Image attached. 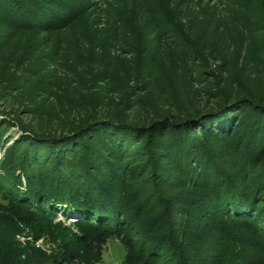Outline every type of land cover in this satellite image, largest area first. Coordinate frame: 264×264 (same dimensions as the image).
<instances>
[{
	"label": "trees",
	"instance_id": "obj_1",
	"mask_svg": "<svg viewBox=\"0 0 264 264\" xmlns=\"http://www.w3.org/2000/svg\"><path fill=\"white\" fill-rule=\"evenodd\" d=\"M248 1L156 0L145 24L104 14L50 45L91 0H0V264H97L113 239L123 264H264V41L229 52L230 8ZM180 216L205 249L174 245Z\"/></svg>",
	"mask_w": 264,
	"mask_h": 264
},
{
	"label": "rangeland",
	"instance_id": "obj_2",
	"mask_svg": "<svg viewBox=\"0 0 264 264\" xmlns=\"http://www.w3.org/2000/svg\"><path fill=\"white\" fill-rule=\"evenodd\" d=\"M210 1H214V3H216L219 0H210ZM156 2V0H91L92 5H94V7H91V9H89V11L82 17L81 20L79 21H73L71 28L68 30H61L58 32H53L51 35V39H50V45H54L56 43L59 42V39L62 38L63 40L64 37H66L67 35H72L74 33V31H76L78 33V29L84 28V27H90L92 26L93 29L97 27V25L101 28V24L106 23L107 22V17L105 18L104 14H107L108 19H110L112 17H117L119 15V13L126 11L127 13L130 12L131 14L134 13V15H136V20L138 22H141L143 24L148 22V18L152 17V12H151V7L153 6V4ZM217 4V3H216ZM221 4V3H219ZM223 6L222 5H218V9H222ZM262 9H264V0H249L247 2V8L246 9H241L237 6L230 8V11L233 12V19L238 22L239 24H234L232 23L230 20L229 22L231 23L233 27V31L237 30L239 33H237V31H235V34L232 33V36L229 38L230 39V49L229 52L232 53L233 55L239 52V50L241 48H246L247 45L250 46V49H252L253 51L256 50L258 51L259 47H261L263 45V41H264V16L262 15ZM131 16V15H130ZM232 19V18H231ZM232 19V20H233ZM233 20V21H234ZM70 24V23H69ZM75 28V30H73ZM262 28V30H261ZM150 30H152V26L149 27ZM151 35H158L159 33L153 31L152 33H149ZM42 36V35H41ZM43 37V36H42ZM137 39V38H136ZM141 42V41H140ZM136 43L138 42V39L136 40ZM52 47L50 46L47 50H45V52L49 53V50ZM123 49V47H122ZM145 48H143V46L139 47L140 52H142ZM115 54H117L120 58L122 59H128V58H133V57H129L128 55H124L123 52H115ZM243 56V55H241ZM257 58V56H256ZM258 58L260 60H264V51L262 52L261 55L258 56ZM51 63H48V65L50 66L47 71L51 72L53 67H54V63H52V61H50ZM232 62V61H231ZM264 62V61H263ZM247 68V67H244ZM255 72H256V76L255 77H260L261 75L264 74V63L259 64L258 66L255 67ZM252 79H254L257 82H261L258 81L260 79H262V77L255 79L254 76L252 77ZM193 81V86L195 88H197L196 83L194 84ZM248 82V81H247ZM9 85L13 84V83H7ZM139 84H142V82H130V87L131 89H133V92L135 91V87H137ZM100 87H105L104 84H101ZM12 88V87H11ZM46 90L49 89H45V92H48ZM12 93V90L10 91ZM12 95L16 96L14 93H12ZM144 93L139 92V89H137L129 98L126 99L127 103H134L137 104L136 109H134L132 115L136 118V120L139 123H145L146 118L149 117L152 114L151 109H149V111L145 110L142 106H143V102L145 101V97L143 96ZM206 95V94H205ZM53 96L52 91L49 92V94H44V92L42 93V95L40 93H38V95L36 96L37 98L40 97L37 101L41 102V101H46L49 103H54V99L51 97ZM134 96V97H132ZM203 98H206L204 95L202 96ZM149 100H152L151 98L148 97ZM6 102L5 100H1L0 101V108L1 111L6 109V104L3 103ZM213 101V99H212ZM205 105L201 106L202 108ZM211 106L208 109H205L206 111L203 113H207L209 112L208 110L211 109ZM247 110V109H246ZM248 110L245 112L247 113ZM33 118L32 117H27L24 118V122L29 126L30 124H35L32 123L31 120ZM238 121H240V118L238 117V115L236 116V118L234 119V124L235 127L238 126ZM240 127H238L237 129H239ZM30 130L37 132V130L33 129V128H29ZM234 130V132H236V130ZM241 130V129H240ZM196 132V130L194 131ZM19 131L17 128H12L10 130V132L8 133V135L6 136L5 140L3 141V146L5 147L6 145L9 146L11 145V138L15 139L18 138L19 136ZM197 135L200 136L199 133L196 132ZM2 156V151H0V157ZM155 189V188H154ZM157 190V189H156ZM157 194H159L157 192ZM160 195V194H159ZM162 196V195H160ZM165 198H168V196H165ZM4 199V194L1 193L0 194V203H6V200ZM163 200V199H162ZM161 202H160V206H161ZM154 210L153 212H151V216H157L159 215L160 212H163L164 210H166L165 206L162 207H153ZM65 214L63 212H59L58 211V217L56 218V222L57 221H62L64 222V224L70 226L73 224V222L76 221L75 218L71 217L70 219H66V217L64 216ZM172 217V216H171ZM179 220L178 222H182V227L183 229H181V227L179 228L177 235L178 238H176V240H178V243H176V240L174 241V245L178 246L179 248L182 247L184 250L187 251V255L189 256L190 254H192V251L194 249H196L197 247L200 248H204L206 245H204L202 243L201 240V233L202 230H200V228H192L191 226L189 227L185 222L184 216H180L177 217ZM201 226V225H199ZM189 227V229H188ZM20 241L23 242V238H20ZM200 242V244L198 245V243ZM177 247V248H178ZM178 248V250H179ZM181 249V248H180ZM205 249V248H204ZM125 254H126V250L125 247L122 243L118 242L117 240H109L108 244H107V248L103 254V259L102 262L97 263V264H123V260L125 258ZM192 262L195 261V264H205V259H203V253H198L197 255H192ZM205 257V256H204ZM201 258V259H200Z\"/></svg>",
	"mask_w": 264,
	"mask_h": 264
}]
</instances>
